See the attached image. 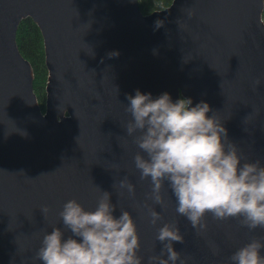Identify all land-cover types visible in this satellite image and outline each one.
<instances>
[{
	"label": "water",
	"instance_id": "1",
	"mask_svg": "<svg viewBox=\"0 0 264 264\" xmlns=\"http://www.w3.org/2000/svg\"><path fill=\"white\" fill-rule=\"evenodd\" d=\"M263 14L264 0H174L149 15L139 0H0V264H41L35 252L46 231L64 228L63 204L75 199L94 210L99 189L110 193L116 216L132 215L144 264L160 253L163 223L180 228L184 243L174 248L184 264H230L237 248L264 237L236 218L211 214L197 232L176 213L167 185L166 206L155 205L150 180L141 181L135 168L139 149L125 130L126 97L136 90L204 101L208 115L222 120L227 141L264 166ZM28 19L44 40V112L33 68L17 45ZM125 177L134 196L119 188ZM150 209L163 217L155 226Z\"/></svg>",
	"mask_w": 264,
	"mask_h": 264
},
{
	"label": "clouds",
	"instance_id": "2",
	"mask_svg": "<svg viewBox=\"0 0 264 264\" xmlns=\"http://www.w3.org/2000/svg\"><path fill=\"white\" fill-rule=\"evenodd\" d=\"M161 21L156 26L160 27ZM118 55L111 53L110 56ZM259 84V82H258ZM125 130L139 151L134 156L140 180H150L149 199L162 209L167 189L176 202V213L197 232L204 230L206 215L216 220L236 218L249 231H264V166L248 162L227 141V129L207 102L193 104L192 98L173 101L167 92L153 98L136 90L128 95ZM227 141V143H226ZM120 189L135 195V186L125 177ZM99 189V188H98ZM98 196L94 210H86L75 199L66 201L58 215L64 228L45 232L34 260L41 264H144L137 226L129 211H120L107 191ZM49 208L41 212L47 218ZM150 223L163 220L160 212L149 210ZM71 235L65 237V232ZM156 241L159 255L147 264H184L175 243H184L176 224L163 223ZM264 237L249 240L228 258L230 264H264ZM165 256L167 258H165Z\"/></svg>",
	"mask_w": 264,
	"mask_h": 264
},
{
	"label": "trees",
	"instance_id": "3",
	"mask_svg": "<svg viewBox=\"0 0 264 264\" xmlns=\"http://www.w3.org/2000/svg\"><path fill=\"white\" fill-rule=\"evenodd\" d=\"M174 0H139L141 11L149 15L171 6ZM264 20V14H263ZM17 45L20 53L31 64L34 71V93L41 110H46L48 69L45 59V46L39 28L30 19L23 21L17 32Z\"/></svg>",
	"mask_w": 264,
	"mask_h": 264
}]
</instances>
